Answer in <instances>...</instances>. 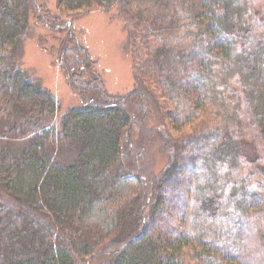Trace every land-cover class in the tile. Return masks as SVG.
<instances>
[{"label":"trees","instance_id":"1","mask_svg":"<svg viewBox=\"0 0 264 264\" xmlns=\"http://www.w3.org/2000/svg\"><path fill=\"white\" fill-rule=\"evenodd\" d=\"M91 9L126 23L125 96L106 93L71 23L0 0V264H264V0L56 3ZM33 18L67 30L57 64L79 106L60 130L56 98L16 61Z\"/></svg>","mask_w":264,"mask_h":264},{"label":"rangeland","instance_id":"2","mask_svg":"<svg viewBox=\"0 0 264 264\" xmlns=\"http://www.w3.org/2000/svg\"><path fill=\"white\" fill-rule=\"evenodd\" d=\"M41 9L48 11L51 16H58L64 22L72 24V33L77 43L85 48L94 61L93 69L101 77L105 91L111 96H125L135 88V78L127 44L126 23L117 18L114 12L105 13L91 9L72 16H61L56 10L57 0H37ZM67 30H51L39 24L34 18L28 22L22 47L16 56L21 71L30 78L41 81L58 102V111L50 127L60 130L62 120L67 111L79 106L78 97L68 88L64 74L58 67L57 57ZM167 108L166 106H164ZM149 125L155 128L152 147L150 150L153 172L159 174L168 161L169 154L164 148V123L159 112L150 107ZM177 135L175 131L169 132ZM248 154L252 148H248ZM72 159L70 151L62 152L61 163ZM67 162H64V161ZM0 203L11 204L0 189Z\"/></svg>","mask_w":264,"mask_h":264}]
</instances>
